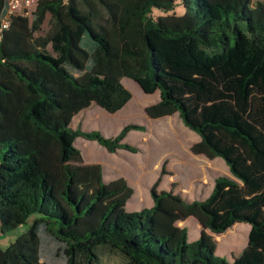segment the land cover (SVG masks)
<instances>
[{"label": "trees", "instance_id": "1", "mask_svg": "<svg viewBox=\"0 0 264 264\" xmlns=\"http://www.w3.org/2000/svg\"><path fill=\"white\" fill-rule=\"evenodd\" d=\"M7 0H0V27ZM38 0L0 42V226L9 234L34 217L0 264H42L51 240L66 264H98L109 250L127 264H264V1ZM47 26V30H45ZM124 78L160 101L155 119L179 115L201 139L192 151L223 159L233 177L204 200L151 190L153 205L129 212L128 182L86 164L79 138L116 154L137 125L116 137L72 127L93 104L110 114L132 94ZM202 231L190 243L180 222ZM240 223L248 245L232 263L216 241ZM221 240V238H220Z\"/></svg>", "mask_w": 264, "mask_h": 264}, {"label": "rangeland", "instance_id": "2", "mask_svg": "<svg viewBox=\"0 0 264 264\" xmlns=\"http://www.w3.org/2000/svg\"><path fill=\"white\" fill-rule=\"evenodd\" d=\"M152 10L154 17L184 14L180 0H176L174 11ZM122 84L132 94V100L123 110L110 114L93 104L74 118L72 127L85 132H100L106 138L116 137L128 125L144 128L143 131H131L125 139V143L138 149L137 153L119 150L111 154L96 141L84 138L76 141L85 163L102 166L107 182L123 178L134 190L133 200L127 205L129 212L151 207L153 188L158 192L172 191L190 201L204 200L213 191L218 177H233L223 159L210 160L204 155L193 153L192 148L201 139L186 127L179 115L159 119L149 116L147 109L160 101V92L147 95L137 83L127 78L122 80ZM34 219L32 217L27 224L9 234H3L0 226V250H6L25 234ZM179 226L187 229L190 243L199 239L202 228L196 219L189 218L180 222ZM250 230L249 224L240 223L223 235H215L208 230L206 233L216 241V255L232 263L247 247ZM41 261L42 264H66L62 249L48 239H44L41 246ZM98 264L127 262L117 253L104 250L100 252Z\"/></svg>", "mask_w": 264, "mask_h": 264}, {"label": "built area", "instance_id": "3", "mask_svg": "<svg viewBox=\"0 0 264 264\" xmlns=\"http://www.w3.org/2000/svg\"><path fill=\"white\" fill-rule=\"evenodd\" d=\"M37 0H7L0 27V42L2 34L9 30L13 19L19 16H29L35 10Z\"/></svg>", "mask_w": 264, "mask_h": 264}, {"label": "crops", "instance_id": "4", "mask_svg": "<svg viewBox=\"0 0 264 264\" xmlns=\"http://www.w3.org/2000/svg\"><path fill=\"white\" fill-rule=\"evenodd\" d=\"M84 157V156H83ZM152 207V206H151ZM151 207H149V208H151Z\"/></svg>", "mask_w": 264, "mask_h": 264}]
</instances>
